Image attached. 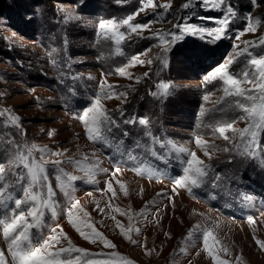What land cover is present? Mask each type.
I'll use <instances>...</instances> for the list:
<instances>
[{"label":"rangeland","instance_id":"374dc122","mask_svg":"<svg viewBox=\"0 0 264 264\" xmlns=\"http://www.w3.org/2000/svg\"><path fill=\"white\" fill-rule=\"evenodd\" d=\"M49 1L0 0V162L33 144L63 153L59 159L65 161L60 166L64 172L47 166L55 195L40 226L30 230L31 243L39 246L56 235L61 244L52 250L67 246L62 229L93 259L118 251L133 264H215L203 241L202 233L208 231L209 246L219 259L264 264V249L256 243L264 241V159L260 163L243 154L250 139L239 142L238 133L227 132L237 147L215 130L227 123L237 130L248 127L251 122L236 101L250 102L226 97L219 76L208 80L218 67L242 81L244 72L255 76L251 57L238 53L247 47L252 56L264 55V0H225L217 8L199 0H153L157 7L147 0ZM185 3L190 6L183 7ZM228 6L234 15L228 16ZM129 16L131 25L147 27L132 32L123 24ZM226 16L229 23L218 41L185 34L176 43H165L171 33L180 34L178 25L215 28ZM100 22L115 24L105 33ZM249 23L254 32L247 30ZM113 31L124 39L117 43ZM162 84L170 86L167 94ZM97 98L117 123L110 133L105 128L104 138L93 140L82 117ZM13 115L20 118L19 127L12 126ZM140 118L148 126L140 125ZM133 119L137 122H124ZM198 139L204 143L197 144ZM256 141V152L264 156V131ZM191 153L208 166L207 175L199 187H181L176 182L184 177ZM65 172L81 178L69 181ZM15 181L8 177L13 200L23 197L22 184ZM13 200L0 205V219L9 218ZM75 200L89 216L73 210V218L93 224L115 249L76 232L67 216ZM120 226L131 227L129 235L139 245L127 240ZM99 253L104 255H95ZM0 254L3 264H16L2 228Z\"/></svg>","mask_w":264,"mask_h":264},{"label":"snow or ice","instance_id":"6c2138e0","mask_svg":"<svg viewBox=\"0 0 264 264\" xmlns=\"http://www.w3.org/2000/svg\"><path fill=\"white\" fill-rule=\"evenodd\" d=\"M199 2L201 4L210 5L212 8H217L218 6H223L225 4V0H199ZM253 2H255V0H253ZM147 3L152 7L159 6L153 4V0H147ZM189 6L190 3H185L183 5V7ZM163 7H170V5H164ZM227 10L228 16L234 15V12L230 6H228ZM132 19L133 18L129 16L123 20V24L128 25L132 32H136L139 29L147 27L146 25L141 24L131 25L130 21ZM259 22V20L256 21V23ZM228 23V17L226 16L219 21V26L215 28H201L197 26L189 27L188 25L180 28L178 25L177 28L179 29L180 34L171 33L170 41H165V43H168L169 45L176 43L177 41L182 40L185 34L200 35L201 38L207 36L211 38L213 42H215L223 37ZM114 24L115 22H100L98 27L102 32L106 33L109 28L114 27ZM247 30L249 32L255 31V27L252 23L248 24ZM113 36L117 37V43L124 39L123 33H117L113 31ZM248 43L249 42H245L246 45ZM260 43L261 45H264V38H261ZM164 51L166 52L168 49L165 48ZM244 54H248L251 57L250 64L254 66L255 69L254 77L252 73L244 72L242 73L244 77L242 81L229 74L225 68L218 67L215 70V74L209 76L208 80H216L219 76L225 85L223 91L226 97H242L243 100L250 102L246 104L241 100L236 101L237 106L244 113H246V118L251 122L248 127L237 130L234 129L232 123H227L224 126L217 127L215 130L224 140L235 143L237 147H239V143H237L233 137L227 135V132L232 131L234 133H238L239 142L250 139L251 143L245 146L246 151L243 154L254 158L255 152L259 147L256 141L257 133L264 131V55H260L258 57L252 56V54L248 52L247 47L244 48L243 52L238 53V55ZM132 62L143 63L137 57H132ZM148 63H151V61H148ZM119 71L121 74L124 73L123 68H121ZM145 75H147V73ZM242 83L254 84V87L252 89H244L241 87ZM161 87L164 89L163 94H167L170 86L167 84H162ZM257 90L258 95H254L253 93ZM0 115H4V112H0ZM201 115L203 116L205 113L202 112ZM244 118L245 117H241V119ZM19 119L20 118L18 116H10L12 126L19 127ZM82 119L86 125V132L88 133L89 138L93 140L104 138L103 133L105 128H107V131L110 133L112 126L116 125L117 123L112 116L102 109L99 98H97L94 101L93 106L90 107L87 112H85ZM124 122L136 123L137 121L133 119L126 120ZM138 123L143 126H148L150 122L145 118H140ZM89 124H91V127H87ZM148 135H151V133H148ZM196 142L197 144L204 143L199 139ZM179 150L181 152L186 151L184 148H180ZM228 150L229 149L227 148L225 149V151ZM34 152L40 153L38 158L34 155ZM46 155L55 156L57 159H47ZM62 155L63 153L60 152L48 153L46 147L37 148V146L33 144L27 147L24 152H19L9 157L6 163L0 162V205L6 204L8 200H13L10 191L12 185L8 182L9 176H15V182L22 184L23 197L15 198L13 200L15 208L11 210V215L8 219H0L2 235L10 242L13 248V255L16 259V264H81L82 260H84L85 264H133V261L123 256L118 251L110 252L107 254L105 259H93L91 258L93 256L92 253H90L85 248L74 245L71 239L68 238L66 234H63L62 229V239L67 242V246L61 245L58 249L53 251L52 249L55 247V245L61 244V240L58 239L56 235H50L47 239H44L39 246L33 245L31 243L30 230L40 226L42 217L44 215V209L47 208L48 205L53 201L55 195L54 189L49 183L47 166L51 164L53 169L60 168V170L64 172V169L60 166L64 164L65 161L59 159V157ZM190 155L191 158L187 161V167L184 169V177L176 182L181 187H186L188 185L199 187L203 178L207 175L208 166L204 165L203 161L200 160L195 153H191ZM205 155H207V153H205ZM85 159H87V157H85ZM19 168H23L25 171L22 173L18 172L17 169ZM118 170L119 169H117V171ZM64 174L67 177V180L73 182L81 178L73 174H68L67 172ZM91 176L92 172L90 171L88 173L89 180H91ZM60 179L61 177L58 176L57 180L59 181ZM120 187L123 189L124 185L120 184ZM108 191L112 192L113 196H115V192L112 189L111 184L108 185ZM22 205H28V207L25 209L22 207ZM73 210L81 212L84 217H88L89 213L84 211L79 200L72 202L67 212V216L69 217L72 227L84 240L91 243L100 242L106 248L110 249H115L117 247L103 233L98 231L93 226V224L84 223L82 220L74 219ZM116 211L119 212L120 209L117 208ZM141 215H143V212H141ZM113 219H115V217H113ZM117 223L119 226V222ZM84 229H90L91 231H85ZM120 231L121 234L133 245H139L140 242L136 239H133L132 236L129 235V232L133 231L131 227L125 230L122 226H120ZM52 232L55 233L56 229H52ZM135 232L137 235H139L140 230L136 228ZM193 235L194 232L189 230L188 237L191 238ZM202 235L205 248L208 254L212 256L215 264H228L227 261L219 259L213 253L212 246H209L211 233L204 231ZM256 243L261 247V249H264V241L257 239ZM224 251H227V249H224ZM95 255L104 254L99 253ZM239 259L240 258L237 257V260ZM0 264H3V262L0 261Z\"/></svg>","mask_w":264,"mask_h":264},{"label":"trees","instance_id":"16d2710c","mask_svg":"<svg viewBox=\"0 0 264 264\" xmlns=\"http://www.w3.org/2000/svg\"><path fill=\"white\" fill-rule=\"evenodd\" d=\"M29 1H34V2H39V3L50 2L49 0H29ZM47 4H49V3H47ZM21 10H22V8H21ZM44 12H45V10H44ZM45 15H46V17H48V13L45 14ZM17 16H18V14H17ZM24 23H25V22H24Z\"/></svg>","mask_w":264,"mask_h":264}]
</instances>
